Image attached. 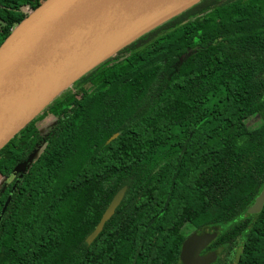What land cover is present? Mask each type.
Here are the masks:
<instances>
[{"label":"trees","instance_id":"16d2710c","mask_svg":"<svg viewBox=\"0 0 264 264\" xmlns=\"http://www.w3.org/2000/svg\"><path fill=\"white\" fill-rule=\"evenodd\" d=\"M43 1L0 0V46ZM74 86L0 150V264H193L183 242L210 226L211 264H264V0H201Z\"/></svg>","mask_w":264,"mask_h":264},{"label":"water","instance_id":"95a60500","mask_svg":"<svg viewBox=\"0 0 264 264\" xmlns=\"http://www.w3.org/2000/svg\"><path fill=\"white\" fill-rule=\"evenodd\" d=\"M199 1L45 0L32 9L0 46V150L95 66ZM127 189L124 185L114 195L86 238L89 245L114 215ZM263 207L264 187L248 212L257 214ZM218 231V226L195 229L183 242L182 259L193 264L213 263L216 251L201 253Z\"/></svg>","mask_w":264,"mask_h":264},{"label":"rangeland","instance_id":"374dc122","mask_svg":"<svg viewBox=\"0 0 264 264\" xmlns=\"http://www.w3.org/2000/svg\"><path fill=\"white\" fill-rule=\"evenodd\" d=\"M166 49H167V47L165 48L164 46L159 47V50H160V51H165ZM70 88H71V94H72V95H74L75 93H77V90H76V87L74 86V84H73ZM83 95H84V94H80V95H79V98H82ZM55 110H56V107H53L52 110H51V112H53V111H55ZM44 113H45V111L41 112V114H39L37 117H40V116H41L42 114H44ZM49 116H50V115L47 114V115H45V116L43 117V118H45V120H44V124L42 125V128H41V131H42V132H47V131H49L51 125H53V121H49V119H48ZM47 119H48V121H47ZM45 121H47V122H45ZM261 123H262V119H261V118H259V117H255V118H253V119L251 120L250 124H249V125H250V129H254V128L260 126ZM16 145H19V141H18V140L16 141ZM26 167H27V164H26V163H22V164H20V165L18 166V170H20V171H24V170L26 169ZM6 181H10V179H8V178L5 179L3 176L0 175V189H1L2 186L5 184ZM240 250H241V247H240V246H236V247L233 249V251H234V258H235V259L237 258V256H238Z\"/></svg>","mask_w":264,"mask_h":264},{"label":"flooded vegetation","instance_id":"af4514ba","mask_svg":"<svg viewBox=\"0 0 264 264\" xmlns=\"http://www.w3.org/2000/svg\"><path fill=\"white\" fill-rule=\"evenodd\" d=\"M45 133H48V131L45 132ZM8 182H9V181H8ZM5 184H8V183L5 182ZM5 184H4V185H5ZM212 251H214V250H208V251H206V252H204V250H203L201 254H202V255H204V254H209V253L212 252Z\"/></svg>","mask_w":264,"mask_h":264},{"label":"built area","instance_id":"2783aa9c","mask_svg":"<svg viewBox=\"0 0 264 264\" xmlns=\"http://www.w3.org/2000/svg\"><path fill=\"white\" fill-rule=\"evenodd\" d=\"M25 10L28 12V14H29V12L31 11V9H28V8H26Z\"/></svg>","mask_w":264,"mask_h":264},{"label":"crops","instance_id":"0c3cea01","mask_svg":"<svg viewBox=\"0 0 264 264\" xmlns=\"http://www.w3.org/2000/svg\"><path fill=\"white\" fill-rule=\"evenodd\" d=\"M4 177V176H3ZM5 178V177H4Z\"/></svg>","mask_w":264,"mask_h":264}]
</instances>
